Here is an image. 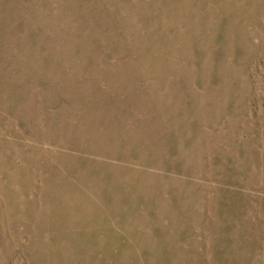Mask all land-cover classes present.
Returning <instances> with one entry per match:
<instances>
[{
  "label": "rangeland",
  "instance_id": "374dc122",
  "mask_svg": "<svg viewBox=\"0 0 264 264\" xmlns=\"http://www.w3.org/2000/svg\"><path fill=\"white\" fill-rule=\"evenodd\" d=\"M0 264H264V0H0Z\"/></svg>",
  "mask_w": 264,
  "mask_h": 264
}]
</instances>
